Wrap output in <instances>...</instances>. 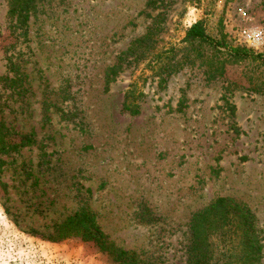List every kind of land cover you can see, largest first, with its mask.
Here are the masks:
<instances>
[{
	"label": "rangeland",
	"instance_id": "374dc122",
	"mask_svg": "<svg viewBox=\"0 0 264 264\" xmlns=\"http://www.w3.org/2000/svg\"><path fill=\"white\" fill-rule=\"evenodd\" d=\"M21 4L0 0V123L33 143L0 152V264H115L57 238L83 211L136 264H187L190 219L220 196L264 237V64L183 40L202 19L244 45L264 0Z\"/></svg>",
	"mask_w": 264,
	"mask_h": 264
},
{
	"label": "trees",
	"instance_id": "16d2710c",
	"mask_svg": "<svg viewBox=\"0 0 264 264\" xmlns=\"http://www.w3.org/2000/svg\"><path fill=\"white\" fill-rule=\"evenodd\" d=\"M20 9L23 3L34 0H11ZM184 41L198 40L214 48L225 47L226 53L234 60L251 58L264 64V49L259 51L245 45L230 46L206 33L202 19L191 23L186 29ZM135 92L125 94L122 108L131 113L138 112L132 102ZM33 143L31 134L9 132L0 123V152L16 149ZM68 227L58 231L57 238L71 236L87 237L100 250L110 255L115 264H136L135 252L116 247L107 241L106 235L94 217L86 211L76 213L67 221ZM191 239L187 248V264H262L263 240L250 207L230 197L220 196L204 208L195 212L190 219Z\"/></svg>",
	"mask_w": 264,
	"mask_h": 264
},
{
	"label": "built area",
	"instance_id": "2783aa9c",
	"mask_svg": "<svg viewBox=\"0 0 264 264\" xmlns=\"http://www.w3.org/2000/svg\"><path fill=\"white\" fill-rule=\"evenodd\" d=\"M239 38L246 47L257 50L264 45V28L260 25L243 28L239 32Z\"/></svg>",
	"mask_w": 264,
	"mask_h": 264
}]
</instances>
